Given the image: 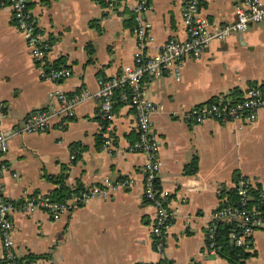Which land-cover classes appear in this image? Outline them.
Wrapping results in <instances>:
<instances>
[{"label": "crops", "instance_id": "crops-1", "mask_svg": "<svg viewBox=\"0 0 264 264\" xmlns=\"http://www.w3.org/2000/svg\"><path fill=\"white\" fill-rule=\"evenodd\" d=\"M242 0H202L201 13L211 22H232ZM147 12L154 54L166 41L187 39L183 20L186 0H152ZM136 0H119L108 7L98 0H28L40 30L50 43L47 60L71 68L62 81L43 80L24 35L15 25L12 9L0 6V131L9 133V149L0 158V183L14 202L52 195L59 187L52 178L64 175L69 191H88L106 180L131 177L130 188L94 196L59 219L36 210L17 212L14 239L21 256H39L34 264H230L207 251V232L214 213L225 205L240 177L264 191V108L255 123L221 124L209 119L187 122L183 113L221 97L240 98L264 78V25L213 40L199 58L187 59L180 77L145 79L146 94L163 109L153 114L162 161L158 185L168 190L174 213L164 254L154 247V207L145 198L144 176L149 155L131 151L138 139L137 116L130 102L114 107L116 140L112 148L100 141L108 132L97 100L79 104L61 128L25 133L21 129L34 111L57 104L55 91L68 95L96 91L100 79L117 74L134 60ZM237 91V92H235ZM73 147L80 149L71 158ZM197 161V169L187 166ZM77 194V195H80ZM75 192L71 196L72 200ZM245 264H264V229L253 234ZM3 249L0 237V262Z\"/></svg>", "mask_w": 264, "mask_h": 264}, {"label": "built area", "instance_id": "built-area-1", "mask_svg": "<svg viewBox=\"0 0 264 264\" xmlns=\"http://www.w3.org/2000/svg\"><path fill=\"white\" fill-rule=\"evenodd\" d=\"M108 7H114L119 0H98ZM152 0H136L134 5V34L137 39V50L134 60L124 65L112 77L101 78L100 87L96 91L81 90L68 95L63 91H55L52 96L57 98V104L34 111L27 117L22 131L25 133H39L50 130L55 124L64 128L69 117L76 113L79 104L94 99L99 102V112L106 120L108 129L103 139L105 148H112L116 140L112 122L114 107L117 101L130 102L137 116L138 139L131 145V151L147 153L149 160L145 166L144 191L145 198L154 207L155 216L152 224V237L155 250L163 255L167 244L170 228L174 221V213L168 208L169 191L158 185L159 172L162 161L160 157V141L154 131L152 116L161 111L163 105L154 103L146 94L145 79H155L167 74L180 77V69L189 58H199L213 40H225L230 35L248 30L252 24L264 25V0H242L235 6L236 18L232 22L222 23L218 20L210 21L201 13L202 0H186L183 20L187 30V39L178 41L169 39L163 43L154 54L146 52V46L151 40V22L147 12L152 8ZM28 0H0V6L12 9L14 22L18 30L24 35L31 55L37 62L43 80L53 82L62 81L72 75L70 67L60 64L51 67L47 56L51 48L39 28L34 13L28 8ZM120 93L117 95V92ZM117 97L119 100H117ZM264 108V78L251 85L240 98L221 97L209 102L195 105L183 113L182 118L187 122L203 123L214 119L221 124L237 122L239 124L255 123L258 112ZM4 106L0 104V113ZM9 133L0 131V158L9 149ZM80 149L73 147L71 158L76 159ZM135 183L131 177H126L113 183L106 180L104 185H94L89 190L75 196L72 200L60 202L50 195L29 197L19 202L8 200L4 195L0 183V237L3 249L0 264L11 263L20 254L16 250L14 239V216L17 212L32 213L42 210L50 213L54 219H59L64 213L77 203L84 202L94 196L109 197L111 190L130 188ZM256 187L247 177H240L236 183L240 196L241 209L230 207L219 208L214 213V221L235 219L239 221L240 230L233 231L232 241L237 246L250 247V241L258 229H264V213L260 207L249 208L250 190ZM262 195L264 191L262 190ZM215 225H210L207 232V251L214 257L219 255L215 241ZM163 258L157 264H169Z\"/></svg>", "mask_w": 264, "mask_h": 264}, {"label": "trees", "instance_id": "trees-1", "mask_svg": "<svg viewBox=\"0 0 264 264\" xmlns=\"http://www.w3.org/2000/svg\"><path fill=\"white\" fill-rule=\"evenodd\" d=\"M28 5V3H27ZM60 63H54L51 67H57ZM237 92V91H235ZM120 93V90L117 92V95ZM117 100L119 98L117 97ZM123 101H117L115 105H120ZM104 139V138H103ZM103 139L100 141L103 142ZM197 169V161L193 160L187 166V172L192 173ZM59 187L54 191L52 195H50L53 199L65 202L71 198L73 192L74 195L80 193L79 189L75 191H69L64 183V175L59 177L52 178ZM262 189L260 187H254L250 190V199L248 200V207H260V210L264 213V195H262ZM229 198L225 205L222 208L230 207L232 209H241L240 196L237 193V189H233L229 192ZM81 194V193H80ZM215 225V241L217 244L219 255L226 259L230 264H245L246 260L253 254L249 249L245 246H237L231 238V234L233 231H239L240 225L239 221L235 219L228 220H216L214 221ZM39 256L34 254H28L25 256H19L11 263L4 264H34ZM167 263L171 264L170 261Z\"/></svg>", "mask_w": 264, "mask_h": 264}]
</instances>
